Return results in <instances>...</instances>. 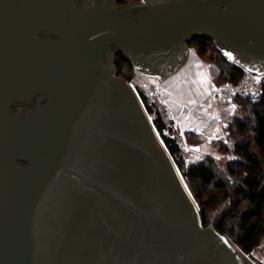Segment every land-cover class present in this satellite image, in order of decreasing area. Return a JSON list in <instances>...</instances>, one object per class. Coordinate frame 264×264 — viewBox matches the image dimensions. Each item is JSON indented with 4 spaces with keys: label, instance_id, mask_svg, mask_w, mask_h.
Masks as SVG:
<instances>
[{
    "label": "water",
    "instance_id": "water-1",
    "mask_svg": "<svg viewBox=\"0 0 264 264\" xmlns=\"http://www.w3.org/2000/svg\"><path fill=\"white\" fill-rule=\"evenodd\" d=\"M201 38L264 76V0H0V264H257L116 74L160 83Z\"/></svg>",
    "mask_w": 264,
    "mask_h": 264
},
{
    "label": "trees",
    "instance_id": "trees-1",
    "mask_svg": "<svg viewBox=\"0 0 264 264\" xmlns=\"http://www.w3.org/2000/svg\"><path fill=\"white\" fill-rule=\"evenodd\" d=\"M131 1L118 0L123 5ZM189 46L201 56L208 54L219 68L217 85L237 81L243 75L244 69L230 62L213 40L201 38ZM115 64L118 76L128 81L138 76L132 61L124 54L116 56ZM137 88L201 209L204 223H212L228 234L248 254L259 247L264 251V97L258 102L243 96L235 98L239 106L227 127L229 143L215 142L222 152L231 150L234 159L222 161L207 154L202 160L187 164L178 130L170 126L168 112L159 103L151 102L143 87ZM186 137L191 139L189 135ZM190 139L191 145L200 143Z\"/></svg>",
    "mask_w": 264,
    "mask_h": 264
},
{
    "label": "crops",
    "instance_id": "crops-1",
    "mask_svg": "<svg viewBox=\"0 0 264 264\" xmlns=\"http://www.w3.org/2000/svg\"><path fill=\"white\" fill-rule=\"evenodd\" d=\"M136 71L144 80L159 79L156 74ZM218 75L219 68L208 54L201 56L196 48L189 46L186 61L162 80L170 108L181 121L180 137L185 139L189 135L200 140L199 160L204 155L219 152L215 142L226 140L227 124L239 106L235 100L226 105L211 94Z\"/></svg>",
    "mask_w": 264,
    "mask_h": 264
},
{
    "label": "built area",
    "instance_id": "built-area-1",
    "mask_svg": "<svg viewBox=\"0 0 264 264\" xmlns=\"http://www.w3.org/2000/svg\"><path fill=\"white\" fill-rule=\"evenodd\" d=\"M223 53L230 62L235 61V59L229 57L225 51H223ZM157 80L151 85L149 95L154 102L162 105L168 112L170 126L174 129L181 130V121L173 114L170 108L166 89L162 81L158 83ZM211 94L215 97H219L226 105H229V103L233 102L238 96L248 97L254 102L261 101L264 97V76L258 75L256 78L251 71L244 69L243 75L239 80H228L221 85H216L212 89Z\"/></svg>",
    "mask_w": 264,
    "mask_h": 264
},
{
    "label": "rangeland",
    "instance_id": "rangeland-1",
    "mask_svg": "<svg viewBox=\"0 0 264 264\" xmlns=\"http://www.w3.org/2000/svg\"><path fill=\"white\" fill-rule=\"evenodd\" d=\"M139 1H141V0H139ZM134 2H138V0H136V1L133 0L130 3H134ZM130 3H128V4H130ZM131 82L134 84V86L137 89V91H138V88H137L138 85L143 87L144 90H145V93L148 95L150 101L153 102L152 98H150V96H149V89H150L151 85L154 83V78L153 77H150V78H147V80H144L143 78H140L139 76H137L135 78V80L131 81ZM138 93H139V91H138ZM150 116L153 119V116L152 115H150ZM229 122H228L227 126L229 125ZM178 133H179V131H178ZM188 139H190V138L186 137L185 139H183L182 137H180V135H179V138H178L180 146H181V148H182V150L184 152V155H185L186 163L189 164V163H192V162H198V161H200L199 160L200 159L199 154H198L197 150H194V149L191 148L192 145L188 143ZM196 140H198V139L197 138H193V137H191V139H190L191 142L196 141ZM221 141H223L224 143H229L228 134L226 136V140L221 139ZM196 145L200 146V144H196ZM215 146L218 148V151H219V152H217V154H212L215 157L221 159L222 161L223 160H227V159H234L235 158V155L232 153L231 150H229L228 152H222L219 149L217 143H215ZM204 156H203V158H204ZM210 224H212V223H210ZM249 255H250L251 259L253 261H255L257 264H264V251H263L262 247H259L253 253H251Z\"/></svg>",
    "mask_w": 264,
    "mask_h": 264
},
{
    "label": "bare ground",
    "instance_id": "bare-ground-1",
    "mask_svg": "<svg viewBox=\"0 0 264 264\" xmlns=\"http://www.w3.org/2000/svg\"><path fill=\"white\" fill-rule=\"evenodd\" d=\"M224 51L229 57L234 58V59L236 58L232 51L230 50H224Z\"/></svg>",
    "mask_w": 264,
    "mask_h": 264
}]
</instances>
